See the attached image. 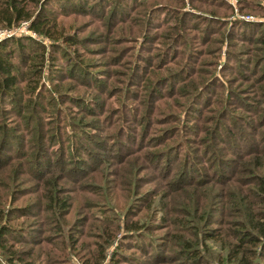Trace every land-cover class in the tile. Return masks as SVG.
Returning <instances> with one entry per match:
<instances>
[{
  "label": "rangeland",
  "instance_id": "374dc122",
  "mask_svg": "<svg viewBox=\"0 0 264 264\" xmlns=\"http://www.w3.org/2000/svg\"><path fill=\"white\" fill-rule=\"evenodd\" d=\"M40 7L68 43L0 26V264H264V0Z\"/></svg>",
  "mask_w": 264,
  "mask_h": 264
},
{
  "label": "trees",
  "instance_id": "16d2710c",
  "mask_svg": "<svg viewBox=\"0 0 264 264\" xmlns=\"http://www.w3.org/2000/svg\"><path fill=\"white\" fill-rule=\"evenodd\" d=\"M34 0H0V26L3 29H9L13 27L15 24L19 23L20 21H28V29L35 32L36 34H41L52 41H56L57 39L62 40L63 42H69L68 37H63L59 34V31L55 27V21L52 19L51 14L47 13L40 7L37 12L33 13L31 9L27 8V4ZM60 1V0H56ZM62 1V0H61ZM57 34H56V31ZM23 37H10L5 39H0V95L1 93L9 94L10 90L17 85V76L13 72V65L10 61L12 51L9 49L10 46L13 44H17L18 46H22L21 40ZM25 41L32 40L27 37L23 38ZM10 45V46H9ZM12 48V47H11ZM6 96V95H5ZM9 96V95H7ZM1 220V214H0ZM251 228H256L257 236L253 235L256 232H251L249 230H242L238 236H236L235 242L239 243H251V240H256L259 237V240L264 238V229L262 224L258 223H251ZM0 226V230H1ZM235 233L232 231L229 236ZM233 238V237H231ZM233 238V239H235ZM264 246V242H263ZM231 249V255L229 258L236 259L237 252L236 249L238 248L237 245H233ZM238 261V263H237ZM242 261V258L239 256L238 260L232 264H240L239 262Z\"/></svg>",
  "mask_w": 264,
  "mask_h": 264
}]
</instances>
